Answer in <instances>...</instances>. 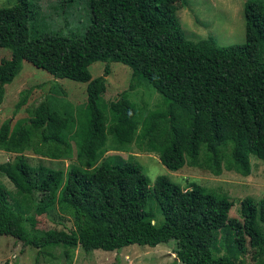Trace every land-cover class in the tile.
Wrapping results in <instances>:
<instances>
[{
  "label": "trees",
  "instance_id": "16d2710c",
  "mask_svg": "<svg viewBox=\"0 0 264 264\" xmlns=\"http://www.w3.org/2000/svg\"><path fill=\"white\" fill-rule=\"evenodd\" d=\"M80 1L63 0L61 7ZM85 1L87 23L68 33L34 31L42 5L33 0L0 7V47L12 50L0 61V104L6 84L25 60L55 77L86 82V99L78 105L42 82L45 97L30 116L1 123L0 148L17 156L0 162L15 186L13 192L0 182V233L52 257L61 245L69 255L78 246L91 252L160 243L171 245L184 264H245L228 252H214L217 231L228 251L242 253L248 242L263 254L264 194L258 200L241 199L235 217L229 214L233 201L227 193L199 182L184 188L162 174L151 184L135 158L89 166L112 135L118 143L156 151L173 171L187 164L216 175L223 169L249 175V155L264 160V0L244 1L246 42L229 45L211 35L188 38L176 14L182 0ZM96 61L106 64L101 76L92 77L89 65ZM110 61L131 68L129 90L143 80L162 94L141 119L127 90L101 106ZM31 90L22 91L17 109L28 103ZM73 139L77 162L66 173L58 204L74 218L75 227L32 235L27 224L36 230L38 206L63 171L32 169L24 152L59 159L71 152ZM150 198L161 224L154 206H148ZM255 264H264V257Z\"/></svg>",
  "mask_w": 264,
  "mask_h": 264
},
{
  "label": "rangeland",
  "instance_id": "374dc122",
  "mask_svg": "<svg viewBox=\"0 0 264 264\" xmlns=\"http://www.w3.org/2000/svg\"><path fill=\"white\" fill-rule=\"evenodd\" d=\"M63 0H33L42 5L41 17L32 29L60 30L63 33L76 31L87 23L88 10L85 0L76 2L71 7H61ZM245 0H182V5L176 14L186 36L194 41L203 37L213 36L220 45H229L246 42L244 31L243 6ZM17 0H0L1 6H11ZM12 50L9 47H0V61L3 57H10ZM105 62L96 61L89 65L92 77L103 74ZM110 73L106 78V90L101 95L100 104L115 99L122 90H127L128 97L140 107L141 119L148 109L162 101V94L151 84L141 80L136 87L129 90L128 84L131 78V68L121 61H110ZM48 83L56 96H64L74 105L81 104L86 99V82L69 77H55L48 70L35 66L25 60L23 69L14 77L13 81L6 84V92L3 102L0 104V125L10 118L12 124L20 118L29 117L34 106L44 97L45 89L39 84ZM25 89H32L28 103L17 109L21 93ZM64 89V93L58 92ZM24 155L32 169L43 166L47 169H61L63 171L58 185L48 193L47 199L42 202L36 211L37 225L33 231L28 223L32 235H39L42 230L57 227L71 229L75 227L74 218L61 211L58 204V196L61 185L65 179L69 167L77 162V144L72 140V150L59 159L35 154L32 150H26ZM17 154L0 148V162L15 160ZM135 158L143 166V170L154 184L155 177L162 174L171 181L186 188L193 182H199L208 187L216 188L227 193L233 201L229 214L239 217L240 200L251 197L260 199L264 194V160L255 154L249 155L251 170L249 175L243 176L237 171L223 169L220 174L193 165H184L178 170H170L161 162L156 151L139 149L134 143H118L112 135L107 136L105 146L98 152L96 161L89 166L93 168L102 162H115L123 158ZM0 182L15 192L14 183L0 170ZM153 198L149 199V205L155 208V221L162 223V216ZM173 243L172 240L169 241ZM62 246V247H61ZM55 248L57 256L45 254L38 255V249L25 245L22 241L13 238L10 234L0 233V264L8 261L9 264H184L176 259L172 252V246L157 243L147 245L131 243L119 250L104 251L96 249L85 252L80 246L70 251L69 255L63 252V245ZM65 248V247H64ZM215 253L228 252L237 262L255 264L262 257L258 248L250 246L246 242L244 252L228 251L225 241L221 239V231H217V240L213 246Z\"/></svg>",
  "mask_w": 264,
  "mask_h": 264
}]
</instances>
